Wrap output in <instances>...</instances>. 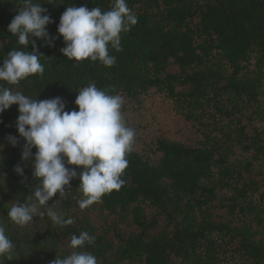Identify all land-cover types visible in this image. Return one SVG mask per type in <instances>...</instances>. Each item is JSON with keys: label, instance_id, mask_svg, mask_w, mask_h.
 <instances>
[{"label": "trees", "instance_id": "trees-1", "mask_svg": "<svg viewBox=\"0 0 264 264\" xmlns=\"http://www.w3.org/2000/svg\"><path fill=\"white\" fill-rule=\"evenodd\" d=\"M33 2L47 9L57 37L54 46L36 39L44 74L0 85L61 97L71 111L78 89L94 83L124 97L121 113L136 137L118 191L81 209L83 166L66 165L77 171L66 197L57 193L43 216L20 227L7 208L39 181L22 159L18 105L0 114V225L15 245L4 264H52L82 231L95 244L81 250L98 264H264V0H126L137 23L121 33L120 51L109 45L111 67L68 60L57 29L68 6L108 11L114 0ZM18 4L0 0V65L12 50H33L8 30ZM49 209L74 222L55 225Z\"/></svg>", "mask_w": 264, "mask_h": 264}, {"label": "clouds", "instance_id": "clouds-1", "mask_svg": "<svg viewBox=\"0 0 264 264\" xmlns=\"http://www.w3.org/2000/svg\"><path fill=\"white\" fill-rule=\"evenodd\" d=\"M40 5L33 0H19L18 14L8 25L19 45H33L32 51L12 50L3 60L0 81L8 85H18L30 76L44 74L41 57L45 56L35 47L36 39L54 46L57 37L49 35L47 26L53 21L45 14L47 9ZM136 23L137 17L126 0H114V6L108 11L100 7L89 10L86 6H68L57 29L66 44L60 51L68 60L90 59L111 67L115 57L109 54V45L120 51L121 33L129 32ZM124 102L122 95L108 94L92 83L78 89L75 99L78 110L66 111L61 97L38 100L0 85V114L18 105L20 115L16 126L19 136L25 140L22 159L32 162V175L39 181L24 202L12 203L7 208V216L14 224L23 227L32 223L34 216H43L41 208L57 193L60 199L66 197L70 181L77 177L76 169L66 165L83 166L78 187L84 197L78 202L81 209L122 187V176L128 167L126 155L133 150L136 137L135 129L123 119ZM8 140L13 147L17 146V137L9 136ZM33 148L36 149L34 158ZM15 171L21 176L24 174L19 165ZM47 215L61 227L74 222L71 217L66 219L51 209ZM94 244L95 237L87 231L73 234L69 243L73 251L63 258L57 256L52 264H98L94 254L81 250ZM14 248L6 228L0 225V264H4L5 258L9 261L14 257Z\"/></svg>", "mask_w": 264, "mask_h": 264}]
</instances>
